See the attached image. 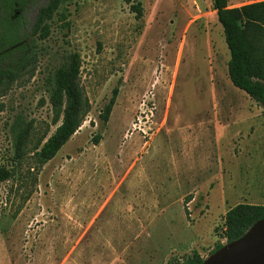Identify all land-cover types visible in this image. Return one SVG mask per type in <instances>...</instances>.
Segmentation results:
<instances>
[{
    "label": "rangeland",
    "instance_id": "rangeland-1",
    "mask_svg": "<svg viewBox=\"0 0 264 264\" xmlns=\"http://www.w3.org/2000/svg\"><path fill=\"white\" fill-rule=\"evenodd\" d=\"M45 1L28 5L26 27ZM138 1L140 18L130 7ZM69 10L70 28L52 26L35 70L0 84V165L11 163L17 111L34 121L28 151L55 129L41 80L60 48L80 55L90 106L35 179L28 152L0 182V264L205 258L226 242L230 207L264 203V106L231 83L211 0H75Z\"/></svg>",
    "mask_w": 264,
    "mask_h": 264
},
{
    "label": "trees",
    "instance_id": "trees-1",
    "mask_svg": "<svg viewBox=\"0 0 264 264\" xmlns=\"http://www.w3.org/2000/svg\"><path fill=\"white\" fill-rule=\"evenodd\" d=\"M37 0H0V84L19 79L26 71L35 70L36 62L50 53L44 45L53 25L61 31L70 28V5L75 0H46L40 5L29 27L24 11ZM217 20L222 26L224 41L229 51L228 77L231 83L250 98L264 106V0L230 6L228 0H211ZM136 18L142 16L140 1L130 4ZM41 80L52 111L55 129L44 135L29 151L28 140L34 121L17 111L8 124L11 138V163L0 165V182L14 177L28 152L32 158L29 175L36 178L38 171L79 129L90 110L88 99L80 85V55L60 48L51 55ZM120 81V80H119ZM119 86L112 88L111 96L99 117L107 122L115 104ZM98 135L92 139L97 141ZM191 198H187L186 202ZM264 217V203L240 202L224 214L226 242L241 236L256 220ZM222 243L217 242L213 252ZM204 257L197 251L182 259L173 258L168 264H201Z\"/></svg>",
    "mask_w": 264,
    "mask_h": 264
},
{
    "label": "water",
    "instance_id": "water-1",
    "mask_svg": "<svg viewBox=\"0 0 264 264\" xmlns=\"http://www.w3.org/2000/svg\"><path fill=\"white\" fill-rule=\"evenodd\" d=\"M201 264H264V217L238 238L223 243Z\"/></svg>",
    "mask_w": 264,
    "mask_h": 264
},
{
    "label": "crops",
    "instance_id": "crops-1",
    "mask_svg": "<svg viewBox=\"0 0 264 264\" xmlns=\"http://www.w3.org/2000/svg\"><path fill=\"white\" fill-rule=\"evenodd\" d=\"M130 225V224H129ZM107 240V239H106ZM76 247V246H75Z\"/></svg>",
    "mask_w": 264,
    "mask_h": 264
}]
</instances>
